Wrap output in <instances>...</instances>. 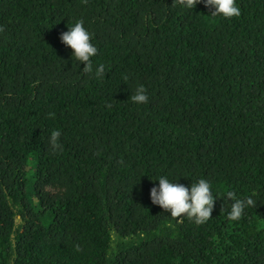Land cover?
<instances>
[{"label":"trees","instance_id":"obj_1","mask_svg":"<svg viewBox=\"0 0 264 264\" xmlns=\"http://www.w3.org/2000/svg\"><path fill=\"white\" fill-rule=\"evenodd\" d=\"M236 3L0 0V264H264V0ZM160 176L208 180L210 219L153 205Z\"/></svg>","mask_w":264,"mask_h":264},{"label":"clouds","instance_id":"obj_2","mask_svg":"<svg viewBox=\"0 0 264 264\" xmlns=\"http://www.w3.org/2000/svg\"><path fill=\"white\" fill-rule=\"evenodd\" d=\"M179 3L189 10L195 9L197 4L204 3L206 7L212 9V16H222L225 19L241 15L236 0H179ZM59 39L66 48L71 49L72 57L79 62V66L84 65L83 73H92L91 58L97 55L98 49L91 42L92 33L85 28L84 21L79 20L73 26L68 27L67 31L60 34ZM104 71V66L100 65L95 69V76L101 77ZM131 100L136 104L147 103L149 97L146 88L143 85L137 87ZM60 135L59 131L51 133V143L54 148L59 147L57 141ZM158 182V185H154L150 189V200L153 205L159 206L171 217L178 218V222L187 218L197 225H202L210 219L215 208L216 198L208 180L200 179L196 183H192L191 186H186L178 181L169 180L167 176H160ZM252 203L251 199L247 200V205ZM247 205L239 200L233 203L229 213L230 218L239 219Z\"/></svg>","mask_w":264,"mask_h":264}]
</instances>
